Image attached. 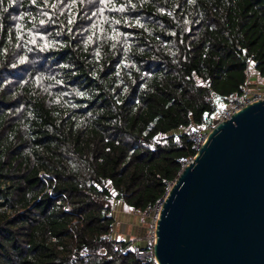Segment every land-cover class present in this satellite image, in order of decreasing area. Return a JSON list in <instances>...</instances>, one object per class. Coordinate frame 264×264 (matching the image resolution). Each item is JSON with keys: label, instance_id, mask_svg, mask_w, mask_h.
<instances>
[{"label": "trees", "instance_id": "16d2710c", "mask_svg": "<svg viewBox=\"0 0 264 264\" xmlns=\"http://www.w3.org/2000/svg\"><path fill=\"white\" fill-rule=\"evenodd\" d=\"M262 80L264 0H0V264H154L114 201L144 214L192 154L170 133Z\"/></svg>", "mask_w": 264, "mask_h": 264}, {"label": "water", "instance_id": "95a60500", "mask_svg": "<svg viewBox=\"0 0 264 264\" xmlns=\"http://www.w3.org/2000/svg\"><path fill=\"white\" fill-rule=\"evenodd\" d=\"M158 264H264V100L213 127L168 190Z\"/></svg>", "mask_w": 264, "mask_h": 264}, {"label": "built area", "instance_id": "2783aa9c", "mask_svg": "<svg viewBox=\"0 0 264 264\" xmlns=\"http://www.w3.org/2000/svg\"><path fill=\"white\" fill-rule=\"evenodd\" d=\"M262 100H264V90H255L250 92L246 87L241 93H231L227 99L226 104L218 106L216 118L209 127L203 128L196 125L188 127L185 136L187 138V141H189L190 143L192 154L189 156L181 157L179 159L180 170L178 174L183 170L185 166H188L191 162H193L199 148L203 145L209 131L213 127H215L222 121L229 120L242 108ZM173 182L167 184L168 188L163 197H161L153 205H148L145 209L144 214L146 215L149 224L147 232L145 231V246H140L139 244L132 245L133 253L135 254L136 260L138 261L152 260L154 264H158L153 254V245L155 243V226L161 207L166 199L167 192L173 185ZM50 191V189H47V193H50ZM114 235V233H109L106 235V238L115 240L114 250L121 251V244L117 241V239L114 238ZM99 254H103V251H100Z\"/></svg>", "mask_w": 264, "mask_h": 264}, {"label": "rangeland", "instance_id": "374dc122", "mask_svg": "<svg viewBox=\"0 0 264 264\" xmlns=\"http://www.w3.org/2000/svg\"><path fill=\"white\" fill-rule=\"evenodd\" d=\"M256 83H258V82H256ZM258 84L259 85L255 84L254 86L247 87V90L250 91V92L255 91V90H264V81L262 80ZM186 130L187 129H180V130H177L175 132L170 133V135H174V138H175L174 142H178L180 140V139H178V137L185 135ZM113 212H114L115 221H116L115 223L117 224L115 226V231H114L115 232L114 233L115 234V238H117L118 234L122 231V230H120L121 227L126 228L127 223L132 220L133 223L135 222L136 225L140 224L141 227H143L142 234L144 235L143 240H145V234H146L148 226H149L148 219H147L145 214H138V213H133V212H130V211H126L123 208V204L121 202H119V201H114ZM131 224H129V225H131ZM144 228H145L146 232L144 231ZM133 230L138 231L137 229H133ZM117 239L119 240V242H123V241L126 242L127 241V240H125V235L122 236V237L119 236ZM145 242H146V240H145ZM136 245H138V244H136Z\"/></svg>", "mask_w": 264, "mask_h": 264}, {"label": "crops", "instance_id": "0c3cea01", "mask_svg": "<svg viewBox=\"0 0 264 264\" xmlns=\"http://www.w3.org/2000/svg\"><path fill=\"white\" fill-rule=\"evenodd\" d=\"M132 223V224H131ZM131 224V225H129ZM130 227V228H129ZM133 229H137L138 231H135ZM122 230L117 238L120 236H124L125 235V240H127L126 242H132V245L135 244H139L141 246L145 245V240H143L144 235L142 234L143 232V227H141L140 224H135V222L133 223V221L131 220L130 222L127 223L126 228L121 227ZM142 230V231H141ZM145 231V230H144ZM137 233V234H136Z\"/></svg>", "mask_w": 264, "mask_h": 264}]
</instances>
